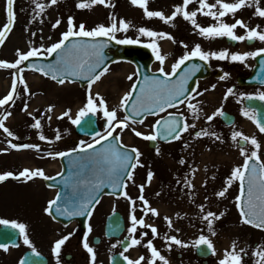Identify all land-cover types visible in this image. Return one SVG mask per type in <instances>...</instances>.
Listing matches in <instances>:
<instances>
[{
  "label": "rangeland",
  "instance_id": "374dc122",
  "mask_svg": "<svg viewBox=\"0 0 264 264\" xmlns=\"http://www.w3.org/2000/svg\"><path fill=\"white\" fill-rule=\"evenodd\" d=\"M38 2L50 5V0H38ZM77 2L78 0H58L57 4L50 5L45 8L44 12L35 15L33 0H14L13 10L16 18L12 30L6 33L4 44L0 45V60L15 62L18 58L17 49L26 52L30 47L40 48L43 45L46 48L50 46L60 38L62 32L67 30L69 15L74 17L77 24L85 22L89 28L99 23L109 25L112 22L109 19L110 15H113L117 22L121 18L129 21L130 26L127 32L118 31L116 33L118 39L137 38L139 36L138 28L141 26L170 33L175 38V42L167 38L158 39L161 54L166 57L164 64L166 71H171V65L175 60L196 43L201 44L204 50L228 49L230 52L253 51L264 47V43L258 39L251 44H246V41L237 42L233 47L220 40L206 39L201 37L198 30H194L193 25L186 21L182 15H178L171 24H165L159 18L148 19L145 17L143 9L133 6L130 0H108L111 6L97 4L89 9H78ZM208 2L214 3L215 0H208ZM176 4H182V0H149L148 7L150 10H162L166 15H171L173 6ZM198 7L197 0H193L188 10H195ZM254 11V6H246L237 11L235 18H242L253 27L257 24L264 27V18L254 16ZM34 15L35 19L33 20ZM57 19L62 22L54 29L52 25ZM196 19L202 26H208L215 22L213 18L199 12ZM223 19L228 23L234 22L231 14ZM6 20V0H0V28L6 23ZM236 32L243 34L244 29L238 27ZM32 33H36V35L33 36ZM140 39L144 43L151 40L149 37H140ZM181 41L188 45V49L183 47ZM41 53L47 54L43 48H41ZM210 62L214 71L220 69L223 72L229 70L227 62L230 66L234 63V73H229L234 75V79L237 75L248 73L253 66L252 57L247 58L246 62L231 61L230 59L223 61L211 59ZM18 67L23 68L22 64ZM159 67L160 62L155 58L152 69L158 70ZM108 68L109 71L93 84L92 93H99L103 96L110 109L117 108L119 117L123 118L125 114L118 106L124 93L130 90L131 84L136 79L135 75L130 81L128 76L136 72L131 63L122 60L112 63ZM17 71L18 69L0 68V98L12 90L13 73ZM19 75L23 76L28 85L27 91L24 85L19 83ZM19 75L13 100L0 107V113H11L9 119L5 121V126L14 134L9 137L3 129H0V150L6 149V151H0V173L12 171L18 175L24 168L34 170L36 167L49 175L58 169L57 161H55L57 156H49V152L65 151L78 146L80 141L92 142L93 137L76 135L74 124L68 117L62 116L63 112L71 110L70 114L74 117L78 109L86 103L88 84L80 87L77 83L65 82L61 85L24 68ZM220 81L218 80V83ZM205 84V81L199 82L197 92L201 93L205 89ZM252 90L259 91L260 88H241L239 95L242 97ZM192 96H195V99L191 102L198 104L200 109L196 116L188 109V101L178 106L174 111L183 113L186 122L195 124L196 127L181 133L180 139L169 143H158L159 154L156 153V147H148V140L137 137L131 131V128H136L145 134L152 132V126L158 118L157 115L144 118L143 123L132 124L130 121L128 129L123 132L117 129L114 133L121 136L123 144L131 148L136 147L142 153L141 163L143 166H138L134 171L135 182L129 181L126 191L133 199H136L140 194L138 186L145 184L144 196L150 202L151 207L156 208L159 212L158 216H154L150 212L145 216L141 202L137 200L135 212L137 218L143 216L146 223L154 224L158 229V235L153 238L150 229L137 226L135 235L141 239L142 243L131 247L130 255H132V259H137L140 255L150 258L151 254L144 245L148 239H153L154 245L170 264H199L194 258V241L200 234H204L213 241L216 248V254L211 255L208 264H219V260L223 258L224 250L231 249L233 241L237 243V251L241 248L245 249V252L241 253L242 264H255L258 257L253 253L257 251L258 245L264 246V234L241 223L235 201L238 194V181L233 182L224 197H218L215 193L224 187L225 179L231 174L232 169L243 164L244 157L240 154V146L237 145V141H233L231 138L232 132L241 131L250 137L255 136L262 146V157H264V133H261L254 124L249 123L248 117L244 116L238 108H234L237 120L231 126L223 125L216 116L215 120L205 121L207 112L210 113L209 111H216L222 107L215 104V99L213 102L204 104L200 100L202 99L201 95L193 93ZM25 104H27L26 110ZM205 109H207L206 114ZM28 113H32V115L29 116ZM96 116L99 122V132H103L105 126L102 125V122L105 121V118L102 113H97ZM34 118L41 121L40 129L31 127L35 122ZM57 129L61 136L59 140L55 139ZM201 129L215 132L216 136L196 137L195 132ZM41 133L48 137V140H41L39 138ZM217 136L220 139H217ZM8 141L15 144H37L39 149H13ZM243 147L249 151L252 149L249 143ZM41 152H47V155L44 156L45 163L42 154H39ZM181 159L185 161L184 164L179 162ZM149 170L154 173L151 183H147ZM185 178L190 181V184L184 182ZM215 187L217 189H214ZM54 193L53 189L48 188L42 180L35 179V177L31 180H26L24 177L19 179L10 177L5 181H0V219L17 220L24 223L33 246L48 256L49 264H57V261L59 264H92L91 254L83 247L86 232L88 233V243L96 253L95 264H106L109 253L116 251L117 248L113 247L109 253L106 250L104 243L110 245V242H106L102 236L104 216L114 209L122 211L126 225L125 233L129 237L127 229L131 226L129 220L130 202L123 196L102 197L100 202L95 205L92 215L87 221L86 229L79 231L76 223L62 225L47 216L44 209ZM200 205H204V213L201 212ZM207 211L217 214L225 213L213 223L216 235H212L208 230L207 222L202 219ZM166 216L171 218L173 227L169 228L164 219ZM218 224L220 228H218ZM89 226L91 227L90 232H88ZM143 232H148V235L142 236ZM69 233L72 235L61 246L59 256L54 255L52 248L55 241ZM165 234L176 235L188 246L172 244L171 250H169ZM95 235L101 237L97 244L92 243V237ZM114 242L118 241L113 240ZM254 242L256 247L252 245ZM26 249H30V247L23 243L21 237L18 248L0 251V264H18L22 252ZM65 254H69L71 258L65 260ZM143 263L145 264V262ZM157 264H163V262L157 261Z\"/></svg>",
  "mask_w": 264,
  "mask_h": 264
},
{
  "label": "snow or ice",
  "instance_id": "6c2138e0",
  "mask_svg": "<svg viewBox=\"0 0 264 264\" xmlns=\"http://www.w3.org/2000/svg\"><path fill=\"white\" fill-rule=\"evenodd\" d=\"M133 6H138L144 11L146 18H159L165 24H171L178 15H182L186 21H189L194 30H198V34L206 39L216 38H228L231 41L245 42L259 40L264 43V27L257 24L255 27L250 26L249 23L245 22L242 18H235V14L238 10L244 7H255L253 13L254 16L264 18V0H215L214 3H209L208 0H197L199 7L195 10H188L193 0H182V4H176L173 6L171 15H166L162 10H150L148 7L149 0H130ZM35 4V15H39L44 12L45 8L50 5H55L58 0H50V5H45L33 0ZM105 5L111 6L108 0H78L76 7L78 9H89L94 5ZM14 0H6V14L7 20L0 28V45H3L6 40V33L12 30L16 14L13 10ZM201 13L204 16L211 17L215 21L213 24L208 26H202L197 22V14ZM232 15L234 22L228 23L223 18ZM33 16V20L35 19ZM112 21L109 25L103 23L96 24L94 27H87L85 22L77 24L73 16L69 15L67 18V30L62 32L60 38L51 43L50 46L44 48L41 45L40 48L30 47L28 51L24 52L17 49V59L15 62H8L0 60V68L5 69H18L17 72L13 73V88L3 98H0V107L8 104L13 100L16 85L17 76L23 72V68H19L23 62L28 61L30 57L41 55V48L44 52L51 55L57 53V60L54 64L50 65H36L29 64V68H33L37 71L42 72L45 76H51L53 80L61 85L65 83L64 77L72 76H83L88 81V93L86 103L78 109L75 116L73 117L70 112L71 110L62 113L63 117H68L71 123L74 125H81L82 121H85V117H88L91 113L96 115L102 113L105 118V127L103 132H94L91 143L80 141V144L76 148H72L67 152H49V156H60L64 157L70 153H85L83 156H77L72 161V167L76 169L72 176L64 179L63 183L66 188H70V192H57L54 199L48 201V206L44 209L49 215L52 214V209L55 206L56 212L61 216L73 217L82 216L87 214L92 215L90 210L95 204H98L99 196L105 186L113 189V195H119L125 197L131 205V211L129 214V220L131 226L127 229L129 237L127 238L130 242L125 246V252L134 246L142 243L141 239L136 237L137 226L147 228L151 230L152 237L155 238L158 235V229L154 224L146 223L144 217L137 218L136 202H141V206L144 209L145 216L150 212L154 216H158L159 212L156 208L151 207L150 202L144 196L145 184H140L139 196L133 199L126 191L128 182L134 181V171L138 166H143L141 163L142 153L136 147L129 149L127 145L121 142L120 135H113L117 129L123 132L125 129L130 127V121L132 124L137 122L143 123V120L137 121L133 117H140L144 113H151L153 115L158 112H164L166 108L176 107L177 104H184L188 101L187 107L192 111L193 115L196 116L200 109L198 104H193L191 100L195 99L191 93L201 95L202 93L197 92L196 88L189 90L188 82L196 71H199V64H192L186 67L180 74L179 78L173 79L177 76V70L185 64L186 61H190L193 58H199L201 61H210L211 59L216 60H231L246 62L247 58L258 57L264 54V47L258 48L253 51L244 52H230L228 49L220 50H204L202 45L196 43L191 47L190 50H186L178 59L171 65V71L165 69V55L161 54V50L158 44V39H172L175 42V38L168 32L156 31L145 26L138 28L139 36L135 39L125 37L118 39L116 33L118 31L127 32L130 26V22L121 18L117 22L113 15L109 16ZM31 22V21H30ZM61 20L57 19L53 23L52 27L55 29L61 24ZM244 29L243 34L236 32L237 28ZM33 36L36 33H32ZM98 37H107L104 40H97ZM140 37L151 38L150 42L144 44L145 47L150 48L155 55V58L160 62L158 72L161 76L144 77V80L139 85V91L137 92V83H132L130 90L124 93L120 100V108H124L128 115H124L120 118L118 115L117 108H111L108 106L106 100L99 93H92L93 84L100 80L108 71L109 68L104 65V54L103 49L107 46L109 40H115L118 44H140L142 43ZM43 38V37H41ZM70 38H72L70 40ZM89 38V39H84ZM51 39V37H49ZM66 41H70L66 44ZM185 49H188V45L180 42ZM261 69L264 70V60L260 61ZM136 73L128 76V80H133V76ZM230 74L224 72L219 77L220 80H225ZM264 82V81H262ZM19 83L24 85L25 90H28V85L24 81L22 75H19ZM213 89L216 87L215 84L211 86ZM233 93V88H228L224 98L225 100L229 95ZM135 94V99H132ZM191 98V99H190ZM249 99L258 98L264 101V92H260L257 97L248 96ZM131 103V107L127 106ZM27 109V104L24 106ZM51 110V106H50ZM223 115V109L218 108L212 115L207 116L208 121H212L217 115ZM242 114L249 119H252L257 128L261 133H264V121L259 119V112L255 108L243 109ZM11 115L10 112L0 113V129H3L7 136L12 137L14 134L5 126V121ZM29 116L32 113H28ZM35 119V118H34ZM51 119V117H49ZM89 128H94L95 121H85ZM35 129L41 128V121L35 119V122L31 125ZM195 124H188L183 118V113H179V116L173 113L168 114V118L161 117L156 120L153 125L154 131L145 134L138 131L136 128H131V131L137 137H142L148 141H157L158 137L165 139L171 138L173 140L180 139L181 133L187 132L189 128H195ZM202 135L216 136L215 132H208L206 129H201L195 132L196 137ZM112 138V142H109V138ZM39 138L41 140H48V137L42 133ZM220 139L219 136L216 137ZM233 141H243L249 143L252 149L240 146V154L244 157L243 164L234 167L231 174L226 177L224 187L215 193L218 197H224L231 188L234 181H239V194L235 197L236 208L239 210L241 223L252 225L258 229H264V157L261 155V144L255 136H248L241 131H233L231 134ZM239 138V139H238ZM56 140L61 139L59 130L57 129ZM105 141L104 146L96 151L89 152L88 150L94 149L95 145ZM13 149H39L37 144L21 143L15 144L8 141ZM119 145V146H118ZM156 153H160L159 146L155 148ZM0 151H6L0 150ZM184 164L185 161L181 159L179 161ZM59 175V173L57 174ZM154 173L149 170L147 172V183H151ZM9 177H15L19 179L24 177L26 180H31L34 177H42L46 180H51L53 177L46 176L42 169H29L24 168L17 174L12 171H5L0 173V181H5ZM179 183V180L177 181ZM186 184H190V181L185 178ZM51 187V185H49ZM158 194V193H157ZM207 199V198H206ZM63 201L61 204L60 202ZM201 212L204 213V205H200ZM115 210V209H114ZM225 213L221 212L217 214L213 211H207L202 219L207 222L208 230L212 235H216L213 230V223L215 220L220 219ZM179 215V214H177ZM169 228L173 227V223L170 217H164ZM0 224L10 226L13 229L19 231V235L23 238V243L29 246L32 253L35 256H39L40 253L33 246L32 240L29 238L27 232V226L24 223H20L17 220L0 219ZM91 231L89 226L88 232ZM179 231V229H176ZM72 234L63 236L57 239L52 248L54 255L59 256L61 246L69 239ZM88 233L86 232L83 239V247L91 254L92 264H95L96 253L94 249L89 245L87 240ZM142 236H147L148 232H143ZM167 247L171 250L172 244L187 247L188 244L185 241L179 239L176 235L168 236L165 234ZM119 243H124L119 241ZM196 247L206 246L208 250L215 255L216 248L213 241L204 234H200L194 241ZM150 252V258H146L144 255H140L137 259H131L129 256L121 252L120 255L127 262V264H157V261L163 262V264H170L168 259L161 254L158 248L154 245L153 239H148L144 245ZM9 245L7 243H0V249L5 251L8 250ZM115 247V246H113ZM245 249L241 248L237 251V243L233 241L231 249H225L223 258L219 260V264H242L241 253H244ZM254 256L258 257L255 264H264V246H257V251L253 253ZM19 264H37L36 261H25L21 259ZM59 264V261H57Z\"/></svg>",
  "mask_w": 264,
  "mask_h": 264
},
{
  "label": "water",
  "instance_id": "95a60500",
  "mask_svg": "<svg viewBox=\"0 0 264 264\" xmlns=\"http://www.w3.org/2000/svg\"><path fill=\"white\" fill-rule=\"evenodd\" d=\"M72 38H70L71 40ZM84 39H89V38H84ZM107 39V37H98L97 40H104ZM225 40L232 45L235 44V41H231L228 38L225 37ZM70 41H66V44L69 43ZM248 43H250L248 41ZM110 51V52H109ZM103 54H104V65L103 66H108L111 62H114L118 59L122 60H128L132 62L135 65L136 71H137V80L135 83H137V92L139 91V85L140 83L143 82L144 77H152V76H161L159 72H151L150 71V63L153 60V55L151 52L150 48L145 47L143 44H118L114 40H109L107 46L103 49ZM57 60V53H52L51 55L43 56L39 55L36 57H30L28 61L24 62V66L26 69H33L29 68V64H36V65H50L54 64ZM264 60V54L261 56L255 57V66L252 70V73L249 77L244 78V77H238L237 82L240 85L243 84H261L264 85V70L261 69L260 61ZM192 64H199L200 69L199 71H196L195 74L192 76L191 80L188 82V88L191 90L192 88L195 87L196 81L198 78H204L209 75V69H208V62L201 61L199 58H193L190 61H186L184 65L181 66L180 69L177 70V76L173 77V79L179 78V74L188 66ZM35 70V69H33ZM37 71V70H36ZM40 72V71H38ZM43 74L42 72H40ZM44 75V74H43ZM45 76V75H44ZM50 77L51 76H47ZM64 79L69 80L70 82L78 81L81 86H83L85 83H88L87 79L84 78L83 76H72V77H64ZM57 81V80H55ZM132 99H135V94L133 95ZM244 104L246 107L249 108H255L259 112V119L261 121H264V101L259 100L258 98H252L249 99L248 97L245 98ZM128 108L131 107V103L127 106ZM125 111V109H124ZM125 113L128 115L129 113L125 111ZM151 114V113H144L140 117H133V119L136 120H141L144 118L145 115ZM222 119L226 123L231 122V117L225 116L224 114L221 115ZM168 118V117H166ZM88 120H94L95 121V126L94 128H89L87 123L85 121ZM85 121H82L81 125H76V131L79 134L82 135H94V132L98 130L97 125H96V117L92 115L91 113L89 114L88 117H85ZM161 140H171V138L165 139L162 136L158 137ZM109 142H112V138H109ZM105 144V141H101L100 144L95 145L94 149L88 150L89 152H93L96 150L101 149ZM150 147H153V141L150 142ZM119 146V145H118ZM85 153H70L67 156L61 157L60 158V163L62 166V171L59 175L53 176V179L46 181L47 185H51V187H55L58 189L59 192L64 193V192H70V188H66L63 181L65 178L70 177L73 175V173L76 171L75 168L72 167V161L76 159L77 156H83ZM57 191V192H58ZM113 189L110 187L105 186L101 192L102 193H107V194H112ZM100 194V195H101ZM56 196V195H55ZM118 196V195H117ZM100 197V196H99ZM55 198V197H54ZM61 204L63 201L60 202ZM92 209V208H91ZM90 209V210H91ZM52 218L60 223L67 224L72 220H77L79 223L80 229H83L86 225V219L88 217L87 214L82 215V216H73V217H66V216H61L59 213L56 212L55 206L52 209ZM124 228V223L122 216L118 212H113L110 215L107 216L105 226H104V233L107 238L109 237H119L120 234L122 233ZM18 238H19V231L17 229H13L10 226H5L0 224V243H7L9 246H18ZM95 243L98 241V239L93 240ZM125 246V245H123ZM203 246L197 247V254L198 256H206L208 254V251L202 249ZM69 256H66L68 258ZM21 259H24L25 261H36L37 264H47V259L43 255L35 256L32 253V250H26ZM125 262L122 260L119 255L112 257L111 263L112 264H122Z\"/></svg>",
  "mask_w": 264,
  "mask_h": 264
},
{
  "label": "flooded vegetation",
  "instance_id": "af4514ba",
  "mask_svg": "<svg viewBox=\"0 0 264 264\" xmlns=\"http://www.w3.org/2000/svg\"><path fill=\"white\" fill-rule=\"evenodd\" d=\"M233 64H232V66H230L229 63L227 62L226 65H227L229 70L225 71V72L234 73V65ZM223 73L224 72L220 71V76L223 75ZM216 81L217 80H215L214 77H211L206 82L205 89H203L201 92L202 93L201 94L202 99H200V100L202 102H204V104H205V102H207V103L213 102L215 99L216 105H218L219 107L221 106L223 110H226L227 112L234 115V107H236L238 104H240V95L238 93L240 91V87L234 85V75H229L228 78H226L225 80H221L220 83H217ZM213 84L216 85V87L214 89L211 87ZM228 88H233V93L231 95H229L228 98L225 100L224 95H225ZM260 92H264V88H260L259 91L254 90L250 94L258 96V94ZM211 94H213V95H211ZM241 105H243V98H241ZM243 109H246V108H244V106H243ZM206 111H207V109H205L204 112H206ZM210 112H215V111L211 110ZM216 117L218 120H220L219 114H217ZM216 117H214L213 120H215ZM206 120H207V117L205 118V121ZM42 158H43V162L45 163V158L44 157H42ZM214 184H216V182H214ZM214 189H217V188L215 187ZM218 228H220L219 224H218ZM252 245H253V247H256L255 242ZM119 246H120V243L118 241V244L116 246L117 250L113 253L119 252V250H118ZM129 253H130V251L127 250L124 254L129 256V258H132V256ZM208 260L195 258V261L199 264H202L204 262H208ZM107 264H109V262ZM142 264H144V263L142 262Z\"/></svg>",
  "mask_w": 264,
  "mask_h": 264
},
{
  "label": "bare ground",
  "instance_id": "6f19581e",
  "mask_svg": "<svg viewBox=\"0 0 264 264\" xmlns=\"http://www.w3.org/2000/svg\"><path fill=\"white\" fill-rule=\"evenodd\" d=\"M9 119V117L7 118V120ZM57 167V166H56Z\"/></svg>",
  "mask_w": 264,
  "mask_h": 264
}]
</instances>
